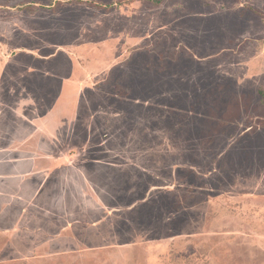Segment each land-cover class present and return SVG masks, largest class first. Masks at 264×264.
Returning a JSON list of instances; mask_svg holds the SVG:
<instances>
[{"label": "rangeland", "instance_id": "rangeland-1", "mask_svg": "<svg viewBox=\"0 0 264 264\" xmlns=\"http://www.w3.org/2000/svg\"><path fill=\"white\" fill-rule=\"evenodd\" d=\"M264 0H0V264H264Z\"/></svg>", "mask_w": 264, "mask_h": 264}, {"label": "trees", "instance_id": "trees-1", "mask_svg": "<svg viewBox=\"0 0 264 264\" xmlns=\"http://www.w3.org/2000/svg\"><path fill=\"white\" fill-rule=\"evenodd\" d=\"M259 93L262 96V98L264 99V90L260 91Z\"/></svg>", "mask_w": 264, "mask_h": 264}]
</instances>
